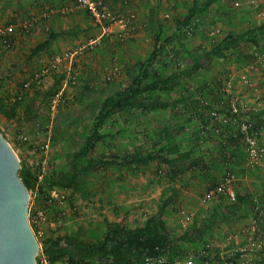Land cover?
I'll use <instances>...</instances> for the list:
<instances>
[{"label":"rangeland","instance_id":"1","mask_svg":"<svg viewBox=\"0 0 264 264\" xmlns=\"http://www.w3.org/2000/svg\"><path fill=\"white\" fill-rule=\"evenodd\" d=\"M136 1L128 0L129 6H124L113 0L116 9L126 12L129 8L136 15L131 36L120 41L117 36L103 34L83 8L77 10L80 7L73 0H0V26L18 24L8 43L0 41V99H4L0 105L13 104L15 96L23 98L14 119L0 112V129L24 166L40 181L67 172L73 155L84 146L101 102L131 83L160 36L158 43L164 48L153 66L164 76L179 73L180 77L171 89L155 90L148 96L170 103L169 107L113 115L102 129L105 139L79 165L98 157L110 160L126 154L161 153L172 159V166L160 161L130 167L105 165L87 173L78 192L63 187L45 193L29 190V209L45 210V238L67 234L98 242L107 230L106 221L126 227L144 224L168 197L176 196L163 216L169 236L184 253L206 248L217 254L241 245L243 231L254 217L251 206L233 204L225 195L205 198L208 188L231 173L236 193L258 201L264 215V165L249 161L242 140L239 154L230 156V149L223 145L239 126L221 121L230 116V100L236 99L240 123L256 120L255 131L264 145V40L257 46L244 42L233 55L215 59L191 76L182 72L195 56L213 48L227 34H241L262 24L264 0H214L184 27L179 21L194 0H141L132 7ZM196 1L202 4L208 0ZM66 7L72 11L45 15ZM29 20L35 21L28 30L21 24ZM62 30H75V34L58 37L31 54L51 32ZM99 36L101 42L73 64L66 61L58 72L42 73L56 53L87 45ZM37 73L41 83L32 81L25 87ZM60 74L70 79L64 80L61 91L50 100L48 91ZM190 97L208 104L199 110L200 116L193 106L182 105L181 100ZM213 112L219 115L215 118ZM206 121L209 130L203 133ZM50 197L63 202L49 206L46 201ZM189 232L192 236L183 239ZM39 243L41 249L42 238Z\"/></svg>","mask_w":264,"mask_h":264},{"label":"trees","instance_id":"2","mask_svg":"<svg viewBox=\"0 0 264 264\" xmlns=\"http://www.w3.org/2000/svg\"><path fill=\"white\" fill-rule=\"evenodd\" d=\"M213 1L214 0H208L200 4L198 1L194 0L184 19L179 21L180 25L183 27L188 26L192 19L197 14L205 12ZM74 34L75 30L51 32L45 41L32 50L31 54H37L47 48L58 37ZM159 37L160 36H157L154 49L147 60L140 64L139 72L132 78L131 83L101 102L100 109L95 116L91 131L85 140L84 146L73 155L74 157L70 170L67 172L62 170L40 181L38 176L29 168L25 167L21 161L20 176L29 190L37 188L40 193H45L46 189L63 187L78 192L81 191L85 185L87 173L99 170L105 165L118 164L120 166L130 167L148 164L151 161H160L166 163L169 167L172 166V159L161 153L126 154L124 156H115L110 160L98 157L89 159L86 164L79 165L80 161L84 157L89 156L97 145L105 139L106 136L102 132V129L113 115L131 111L132 109L154 110L169 107L170 103L150 99L148 96L149 92L155 90L171 89L178 83L180 77L179 73L164 76L158 69L154 68L153 65L164 48V45L158 43L160 41ZM261 40H264V22L241 34L229 33L213 48L203 50L199 55L195 56L191 65L182 73L186 76H191L193 73L205 69L211 61L228 58L229 55H233L244 42H250L252 45L257 46L260 44ZM0 41H2V43L4 42L2 37H0ZM64 80L65 75L60 74L48 91V99L51 100L61 91ZM21 97L16 98L15 96V99L13 98V104H1L0 112L5 117L14 119L22 103L21 100H23V98L20 99ZM0 101L4 102V99H0ZM187 101L186 98H183L181 100L182 105L187 108L193 106V110H195L199 116L201 115L199 110L201 111L203 106L207 107L208 105L204 104L203 100L194 97H190L188 103ZM177 103L178 102H176V104ZM202 115H204V113H202ZM249 122H256V120L251 119ZM205 124L203 129H205L209 123L206 121ZM208 130L209 129L203 130L202 132L205 133L208 132ZM230 138L238 142L242 140L246 144L244 135L240 131H237ZM226 147L230 149L228 150L230 156L239 154L238 148L235 149V143H232V146H230V144H224L223 148L225 149ZM224 156L228 157L226 153ZM171 170L173 169L171 168ZM173 197H168L158 212L150 216L142 225L126 227L117 222L106 221L107 230L102 240L98 242H88L73 235L64 234L45 239L43 241V251L52 261L67 259L73 264H140L146 255L159 253V249H161L162 252L169 253L170 258L184 254L176 240L169 236L166 223L163 219L166 206L175 201L176 196ZM233 204L238 206H251L254 217L257 215L255 205L260 203L249 195L237 193V201L233 202ZM261 218L264 222V215H262ZM196 232L198 234L200 233L199 230H196ZM190 234L192 233H186L183 239L191 237L192 235Z\"/></svg>","mask_w":264,"mask_h":264},{"label":"built area","instance_id":"3","mask_svg":"<svg viewBox=\"0 0 264 264\" xmlns=\"http://www.w3.org/2000/svg\"><path fill=\"white\" fill-rule=\"evenodd\" d=\"M119 2L120 4H125L124 6H129L128 0H119ZM73 3L89 12L95 24L102 29L103 34L107 36H117L120 41H124L131 36V31L134 29L136 23V15L129 8L126 12L120 9L118 10L116 6H113V0H73ZM59 11L66 14L72 10L69 7L61 10L51 9L50 12L45 15L50 16L52 13L55 14ZM34 21L35 20H29L23 22L21 26L29 30L32 28ZM17 26L18 24L0 26V37L3 38L5 43H8L10 40L9 38L16 32ZM101 39V36H99L88 42L87 45L80 46L67 52L56 53L52 56V59L44 65L42 73L46 74L51 70L58 72L61 64L66 61L74 63V61L85 55L87 49L100 43ZM35 75L36 76L32 80L25 84V87L29 88L32 81L37 84L41 83L39 79L41 74L37 73ZM69 79V75L66 74L65 83H67ZM223 90L227 91L226 88ZM229 109L230 116H224L221 121L224 124L238 123V131L244 135L247 145L246 151L249 161L257 165H264V145L260 143L253 122L246 121L240 123V107L236 99L232 98L230 100ZM213 115L217 117L219 114L213 112ZM207 129H209V126L205 127V130ZM234 181V175L228 173L225 179L206 190L204 195L205 198L210 199L217 195H225L231 202H236L237 193L234 187ZM56 202L62 203L63 200L62 198L55 199L50 197L47 198L46 201L49 206H52ZM255 211L257 215L254 216L251 224L243 231V243L241 245L231 246L227 250H223L217 254H213L210 250L205 248L198 253H195V251L187 252L174 258H170L169 253L162 252V250L159 249V253L146 255L140 264H264V222L261 218L263 210L260 204L255 205ZM46 216V212L42 208L36 207L31 211L29 209V222L38 242L39 238H42L43 241L47 239L45 238L46 236H44L43 229ZM40 245L41 243H39L37 264H73L67 259L57 261L50 260L43 251V244L41 249Z\"/></svg>","mask_w":264,"mask_h":264},{"label":"water","instance_id":"4","mask_svg":"<svg viewBox=\"0 0 264 264\" xmlns=\"http://www.w3.org/2000/svg\"><path fill=\"white\" fill-rule=\"evenodd\" d=\"M21 166L0 130V264H37L39 242L29 222L30 191Z\"/></svg>","mask_w":264,"mask_h":264},{"label":"crops","instance_id":"5","mask_svg":"<svg viewBox=\"0 0 264 264\" xmlns=\"http://www.w3.org/2000/svg\"><path fill=\"white\" fill-rule=\"evenodd\" d=\"M141 0H137L136 1V3H133V5H132V3H131V5H132V7H134L135 5L137 6L138 4H139V2H140ZM144 1H146V0H144ZM135 6V7H136ZM132 7H131V9H132ZM78 8V7H77ZM125 8V7H124ZM77 10H79V11H81L82 12V10L83 9H81V8H78ZM84 12L83 13H86V14H88V16L90 17V18H92L91 16H90V14H89V12L87 11V10H83ZM234 135V134H233ZM228 136V135H227ZM226 136V137H227ZM230 137H232L231 136V134H229V136H228V144H230V146H232V143H235V149L236 148H238V151H239V142L237 141V140H232ZM225 143V142H224ZM234 148V147H233ZM234 150V149H233ZM142 225V224H141ZM138 226V225H137ZM136 227V226H135Z\"/></svg>","mask_w":264,"mask_h":264}]
</instances>
